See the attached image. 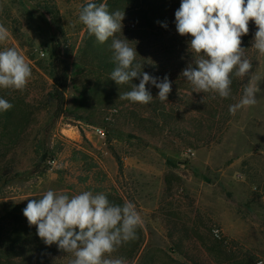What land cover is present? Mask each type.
<instances>
[{"label": "rangeland", "instance_id": "obj_1", "mask_svg": "<svg viewBox=\"0 0 264 264\" xmlns=\"http://www.w3.org/2000/svg\"><path fill=\"white\" fill-rule=\"evenodd\" d=\"M88 2L0 0L10 33L0 51L15 48L32 70L23 91L0 88L13 105L0 112V264H70L72 254L45 245L23 215L28 200L49 189L134 203L143 227L112 254L126 264H264V55L254 38L246 56L257 103L233 116L229 106L250 77L235 78L239 92L229 98L193 92L181 76L196 58L192 37L179 35L175 20L165 37L142 40L145 0H92L124 10L117 38L136 48L144 72L171 81L167 102L149 84L152 102L133 103L119 95L139 79L117 85L97 62L113 55L111 38L99 43L79 21ZM55 55L68 77L64 115L52 97ZM43 155L49 171L36 173Z\"/></svg>", "mask_w": 264, "mask_h": 264}, {"label": "clouds", "instance_id": "obj_2", "mask_svg": "<svg viewBox=\"0 0 264 264\" xmlns=\"http://www.w3.org/2000/svg\"><path fill=\"white\" fill-rule=\"evenodd\" d=\"M174 15L177 33L192 37L189 51L196 58L181 72L192 91L229 98L233 77H250L240 101L229 106V113L234 116L241 108L254 106L260 89L252 82L253 64L246 48L241 47V37L249 33V22L254 21L257 30L252 48L264 55V0H181ZM78 18L99 43L111 38L115 67L110 79L117 85L139 79V84L132 83L131 90L120 94L119 99L150 104L153 96L146 85L151 84L159 89L156 98L167 102L172 91L168 76L161 79L144 72L143 65L136 63V48L126 38L116 36L123 29L124 10L110 12L106 3L89 0ZM157 23L167 28L166 22ZM9 36L8 29L0 24V43ZM31 75L30 64L15 48L0 51V88L23 91ZM12 107L0 98V112ZM23 215L29 227H36L45 245L56 244L59 250L72 254L70 264H126L124 258H112V254L137 239V230L143 227L134 203L112 204L105 194L92 191L70 197L49 189L40 198L29 199Z\"/></svg>", "mask_w": 264, "mask_h": 264}, {"label": "trees", "instance_id": "obj_3", "mask_svg": "<svg viewBox=\"0 0 264 264\" xmlns=\"http://www.w3.org/2000/svg\"><path fill=\"white\" fill-rule=\"evenodd\" d=\"M180 3L181 0H145V8L142 9L140 13V20L142 21V23H140V26H138V29L136 30V32L139 33V38H142V40H150L152 36L153 38H156L159 35L165 37L166 34H162V31L163 29L166 30V28L162 27L161 24L157 22H166L167 24H170L171 21L175 20L174 13L179 8ZM157 25L159 26L158 28ZM255 26L256 25L254 21H250L249 33L241 37V47L246 48V50L250 49V41L254 38ZM103 57L104 58L101 59L97 58V62H99L104 68H106L105 70L112 71L115 67L112 59V54H105L103 55ZM61 63V59H59V57L55 55L51 67L54 73L55 80L52 97L56 102L58 113L64 115L66 114L64 104L68 77L64 73H62ZM136 63L140 64V62L137 60ZM235 78L236 77H233L231 89L234 93H237L239 92V85L237 81H235ZM47 158L48 157L46 155H43L41 157L40 161L34 167V172L46 173L49 171Z\"/></svg>", "mask_w": 264, "mask_h": 264}, {"label": "built area", "instance_id": "obj_4", "mask_svg": "<svg viewBox=\"0 0 264 264\" xmlns=\"http://www.w3.org/2000/svg\"><path fill=\"white\" fill-rule=\"evenodd\" d=\"M132 27H134V25H132ZM99 131L97 132L99 135L103 134V130L102 129H98Z\"/></svg>", "mask_w": 264, "mask_h": 264}]
</instances>
